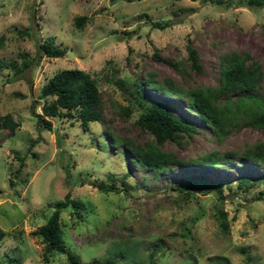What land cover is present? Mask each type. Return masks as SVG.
Instances as JSON below:
<instances>
[{
    "label": "rangeland",
    "instance_id": "1",
    "mask_svg": "<svg viewBox=\"0 0 264 264\" xmlns=\"http://www.w3.org/2000/svg\"><path fill=\"white\" fill-rule=\"evenodd\" d=\"M230 1L0 0V114L17 123L0 129V228L6 233L0 264H71L64 252L44 253L35 233L66 201V191L82 204L60 208L61 237L81 264H264V196L256 198L261 186L243 191L236 182L264 174V160L239 159L242 149L264 142V127L240 115L218 140L187 109L184 96L151 86L146 93L167 101L195 130L178 144H162L180 159L162 172L133 162L123 145L151 138L135 123L142 110L128 94L135 82L215 85L218 55L246 51L261 70L250 92L264 98V5ZM78 15L85 16L79 27ZM47 36L63 55H42L14 74ZM187 46L196 50L198 68L190 67ZM61 68L88 72L100 91V119L86 129L63 117L47 116L50 130L38 125L35 115L52 99L39 97V88ZM210 151L234 154L216 165L190 161ZM193 175L222 181L223 200L211 189L188 190ZM100 181L117 189L100 191ZM216 212L224 213L226 231Z\"/></svg>",
    "mask_w": 264,
    "mask_h": 264
},
{
    "label": "trees",
    "instance_id": "2",
    "mask_svg": "<svg viewBox=\"0 0 264 264\" xmlns=\"http://www.w3.org/2000/svg\"><path fill=\"white\" fill-rule=\"evenodd\" d=\"M211 4H228L221 0H208ZM228 2V3H227ZM241 5L261 7L264 0H238ZM85 16L78 15L74 18L75 25L79 27L84 22ZM153 26H162L159 22H153ZM24 30V29H23ZM21 30L20 32H22ZM25 32V31H24ZM129 33V31H123ZM30 34V33H28ZM187 57L191 68H198L196 50L187 46ZM64 53V49L58 46L51 36L45 37L36 44L35 57L23 59L13 70L16 74L25 67L32 64L42 55L50 57H59ZM170 66L178 73L182 71L176 63ZM261 79V70L256 61L250 60V55L246 51H229L218 55V80L215 85H195L183 89L174 87L166 79L163 81L165 87L158 81L144 79L138 81L133 89H129L130 98L142 109L135 123L141 129L148 131L151 138L141 144H130L124 141L123 145L131 150L132 161L140 164L146 169L156 172L164 171L170 164L180 161L178 156L170 150L164 149L162 144L166 141L179 143L180 139L190 135L195 129L193 125L182 115H177L172 111L170 104L165 100H154L146 93V88L154 87L163 89L164 92L176 94L179 97L184 96L187 109L192 111L195 118L203 123H207L216 139H221L240 119L246 120L254 127H264V98L260 95L250 92ZM121 84V82H119ZM146 87V88H145ZM234 93L235 98L229 97ZM49 96L52 99L44 103L41 108V114H36L38 125L45 129H51V121L48 117L71 118L72 122H77L82 129H86L89 121H99L101 115V95L94 80L90 74L79 68H61L56 70L47 78L46 82L39 88V97ZM48 116V117H47ZM72 124V123H71ZM17 123L12 120L9 114H0V129L8 128L12 130ZM234 154L232 151H226L223 154H217L210 151L200 157L190 159L197 164L216 165L220 159L228 158ZM239 159L248 160L254 164L264 160V142L258 141L249 147H245L239 152ZM237 185H243V191L258 184L261 186L258 196H264V174L250 177L248 174L238 176ZM82 184V183H81ZM100 191H115L117 187L112 183L100 181L95 184ZM188 190L202 192L213 190L217 196L223 200L222 181H213L208 178L198 176L188 177L186 184ZM66 198L61 206H55L47 215L44 222L40 224L35 233H37L43 242L44 253H50L51 250L64 252L71 264H81L77 255L69 251L61 237L59 211L66 204L81 206L78 200L70 199L69 192L63 195ZM69 198V199H68ZM218 220V226L221 231H226L227 222L223 212L214 213ZM6 233L0 228V237ZM45 260L47 257L43 256ZM152 263V262H151Z\"/></svg>",
    "mask_w": 264,
    "mask_h": 264
}]
</instances>
